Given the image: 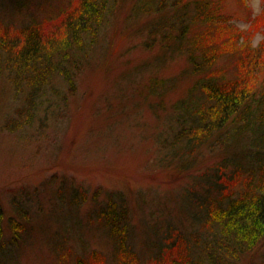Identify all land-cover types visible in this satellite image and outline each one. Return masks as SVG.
Returning a JSON list of instances; mask_svg holds the SVG:
<instances>
[{"label":"rangeland","instance_id":"obj_1","mask_svg":"<svg viewBox=\"0 0 264 264\" xmlns=\"http://www.w3.org/2000/svg\"><path fill=\"white\" fill-rule=\"evenodd\" d=\"M137 1L113 0L95 43L81 57L75 91L43 120L21 122L20 100L9 83L0 82V264H74L77 255L93 250L110 263L114 242L94 217L111 195L123 199L129 245L142 258L167 228L190 229L185 192H201L196 177L206 167L212 171L225 153L203 147L186 169L168 162L158 138L167 136L171 107L190 85L188 53L172 41L167 47L160 42V32L152 31L158 16L135 6ZM220 1L233 28L257 47L264 36V0ZM68 3L0 0V23L47 28L44 22ZM260 15L256 29L251 21ZM233 60L222 58L215 67L232 75ZM153 78L166 86L163 104L159 90L151 91ZM263 83L264 73L257 93ZM80 192L85 200L75 201ZM13 203L25 212L19 215ZM11 219L20 221L18 240ZM239 264H264V238Z\"/></svg>","mask_w":264,"mask_h":264},{"label":"trees","instance_id":"obj_2","mask_svg":"<svg viewBox=\"0 0 264 264\" xmlns=\"http://www.w3.org/2000/svg\"><path fill=\"white\" fill-rule=\"evenodd\" d=\"M112 2L69 0L44 22L47 28L0 23V82L9 83L20 100L16 114L21 122L41 121L48 111L67 104L81 57L95 43ZM220 2L138 0L135 5L158 16L152 31L160 32L155 36L161 43L167 47L172 41L188 53L190 85L171 107L167 136L158 138L168 162L186 169L189 157L203 147L225 153L212 171L206 167L196 177L201 192H185L190 229L167 228L156 248L142 258L129 245L130 216L123 199L111 195L94 217L114 242L111 262L93 250L77 255L74 264H239L264 238V83L259 93L256 86L264 73V36L251 48L243 32L221 13ZM261 22L263 16H256L251 25L259 29ZM228 57L234 59L232 75L215 67ZM153 79L151 91L159 90L163 104L166 86ZM79 196L85 200L81 192L73 199L81 201ZM13 204L19 215L25 212ZM4 211L0 204V241ZM10 227L18 240L20 221L11 219Z\"/></svg>","mask_w":264,"mask_h":264}]
</instances>
